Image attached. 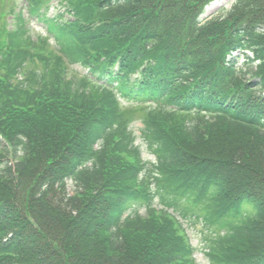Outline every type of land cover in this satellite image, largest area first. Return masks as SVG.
Instances as JSON below:
<instances>
[{
  "label": "trees",
  "instance_id": "16d2710c",
  "mask_svg": "<svg viewBox=\"0 0 264 264\" xmlns=\"http://www.w3.org/2000/svg\"><path fill=\"white\" fill-rule=\"evenodd\" d=\"M216 1L25 0L64 57L22 12L0 35V264H197L176 213L208 264H264V0Z\"/></svg>",
  "mask_w": 264,
  "mask_h": 264
},
{
  "label": "rangeland",
  "instance_id": "374dc122",
  "mask_svg": "<svg viewBox=\"0 0 264 264\" xmlns=\"http://www.w3.org/2000/svg\"><path fill=\"white\" fill-rule=\"evenodd\" d=\"M234 0H218L210 5L205 14L202 17L203 21L210 20H218L221 18H225L228 15V12L231 10ZM25 0H0V35L1 41H5V35L8 31L17 30L18 18L19 14H23L24 24L28 30V35L31 38V41L35 43L32 47L34 50L38 51H47L49 53L54 52L59 57H64L63 53L60 52L57 48V43L54 39H50L46 42H41L42 39L46 40L48 36L47 27L40 20L34 19L30 17L27 10L25 9ZM57 2H51V9L48 12V17L51 18L54 15H58L59 11L56 10ZM29 42L32 46V42ZM64 61L66 59L64 58ZM33 66L31 64L26 65V70H31ZM70 77L74 78L77 83L82 81L83 76L86 75V71L83 70L80 66L71 65L70 66ZM123 107L126 109L133 108L134 115L129 121V128L133 132L135 137V145L139 147L141 152V160L147 164L148 170H145L142 174L151 175L155 171L153 170L154 163L156 162V158L153 153L150 151L147 143L141 133V129L143 128V119L146 114L149 112V105H140L134 102H123ZM151 170V172H150ZM143 175V176H144ZM144 178V177H143ZM73 185L70 183L69 192L72 194ZM155 206L158 209H163V203L161 199H156ZM173 213V210H170ZM176 216L182 221L184 228L191 239L193 246L196 249L195 259L197 264H208V259L205 255V251L209 245V240L211 236L205 227L196 219L188 218L182 220L179 214L176 213Z\"/></svg>",
  "mask_w": 264,
  "mask_h": 264
}]
</instances>
